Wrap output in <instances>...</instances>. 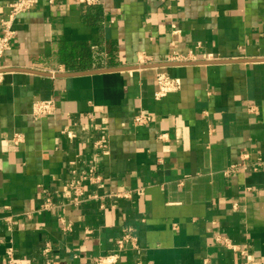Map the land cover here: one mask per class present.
Masks as SVG:
<instances>
[{
    "label": "crops",
    "instance_id": "crops-1",
    "mask_svg": "<svg viewBox=\"0 0 264 264\" xmlns=\"http://www.w3.org/2000/svg\"><path fill=\"white\" fill-rule=\"evenodd\" d=\"M36 1L1 63L0 264H44L47 245L94 264L127 228L120 264H264V0ZM159 73L181 88L157 98Z\"/></svg>",
    "mask_w": 264,
    "mask_h": 264
},
{
    "label": "built area",
    "instance_id": "built-area-1",
    "mask_svg": "<svg viewBox=\"0 0 264 264\" xmlns=\"http://www.w3.org/2000/svg\"><path fill=\"white\" fill-rule=\"evenodd\" d=\"M54 0H50L53 2ZM78 3L87 5V6H99L102 3V0H76ZM36 0H14L9 6V13L6 18L0 20V71L2 70V60L5 58L6 54L12 49L13 42L16 38V29L15 25L18 18L33 9L36 5ZM193 53L189 55H181L178 53H173L168 57L169 63H189L192 61ZM151 61L147 57H141L139 61L140 66L150 65ZM156 83L158 91L156 94L157 98L166 96L168 93L177 91L181 88V81L176 78H172L165 73H159L156 76ZM56 113V104L53 100L48 101H37L33 104L32 107V117L35 120L42 119L44 117L53 116ZM152 121V117L149 115H138L134 118V123L137 126L147 125ZM23 141V137L20 135L15 137V144L18 145ZM99 148L105 150L108 146V139L105 134H102L99 138ZM263 165V162L260 161L258 165L254 168L258 169V166ZM242 168V164L233 165L230 167V172H236ZM93 179V178H92ZM128 196V195H127ZM47 201V207H50V203ZM229 246V245H228ZM131 249H139L138 238L134 234L132 228H127L123 231V234L116 241L114 249H112L108 254L104 256H99L94 260V264H120L125 253ZM51 248L49 245L43 250V255L45 257L44 264H52L49 260V255ZM13 249H9V258L10 263H13L12 259Z\"/></svg>",
    "mask_w": 264,
    "mask_h": 264
},
{
    "label": "water",
    "instance_id": "water-1",
    "mask_svg": "<svg viewBox=\"0 0 264 264\" xmlns=\"http://www.w3.org/2000/svg\"><path fill=\"white\" fill-rule=\"evenodd\" d=\"M221 62V61H218ZM210 62H201V63H168V65L174 66V65H190V64H208ZM217 63V62H215ZM160 65H147V66H141V68H153V67H158ZM129 69H137V68H133L130 67ZM125 70L124 68H117V69H104L101 71H91L89 73H83V74H94V73H109V72H120ZM0 73H2V71H0ZM65 76H72V75H65Z\"/></svg>",
    "mask_w": 264,
    "mask_h": 264
},
{
    "label": "trees",
    "instance_id": "trees-1",
    "mask_svg": "<svg viewBox=\"0 0 264 264\" xmlns=\"http://www.w3.org/2000/svg\"><path fill=\"white\" fill-rule=\"evenodd\" d=\"M85 58H89V55L88 56H86ZM88 60V59H87ZM95 61H98L99 62V58L98 57H96V59H95ZM98 62L96 63V64H98ZM85 63V64H84ZM67 67L69 68V69H75V68H88V67H90V65L86 62V61H80V63L78 64V65H70V64H68L67 65Z\"/></svg>",
    "mask_w": 264,
    "mask_h": 264
}]
</instances>
